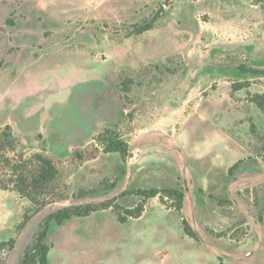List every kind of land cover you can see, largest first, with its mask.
<instances>
[{
  "label": "rangeland",
  "instance_id": "obj_1",
  "mask_svg": "<svg viewBox=\"0 0 264 264\" xmlns=\"http://www.w3.org/2000/svg\"><path fill=\"white\" fill-rule=\"evenodd\" d=\"M251 67L264 68V0H0V133L26 157H68L105 128L129 144L125 161L76 168L69 198L38 212L0 190V241L15 239L0 264H19L49 213L132 207L122 194L151 187L181 189L182 209L155 197L126 223L112 209L51 223L49 263L264 264V112L251 101L264 76Z\"/></svg>",
  "mask_w": 264,
  "mask_h": 264
},
{
  "label": "trees",
  "instance_id": "obj_2",
  "mask_svg": "<svg viewBox=\"0 0 264 264\" xmlns=\"http://www.w3.org/2000/svg\"><path fill=\"white\" fill-rule=\"evenodd\" d=\"M152 28L151 23L138 27V33ZM246 73L264 76V68H247ZM247 83H238L233 87L240 90ZM251 101L264 112V93H255ZM20 141L11 133L7 125L0 133V190H11L33 203L34 212H38L50 202L66 200L69 198L68 180L74 170L86 161L96 159L102 153H118L122 161L129 155V144L113 128H105L95 140L84 146L74 147L68 157L61 158L55 154L41 149L24 156L20 151ZM242 162L233 164L229 172L232 173ZM114 185V183H112ZM124 194H134L139 201L132 207H124L116 202L115 198L96 203H82L60 208L49 213L38 225V230L32 244L28 245L19 264H50L48 255L51 246L46 242L51 223L61 225L64 221L77 216L85 217L92 213L112 209L116 212L117 220L126 223L129 219L142 216L148 199L159 197L162 201L170 199L173 207L180 211L183 206L184 192L174 187L162 188H135L125 191ZM29 216L23 220L18 228L28 221ZM184 232L197 239L196 231L186 219H182ZM15 239L0 241V248H12Z\"/></svg>",
  "mask_w": 264,
  "mask_h": 264
}]
</instances>
